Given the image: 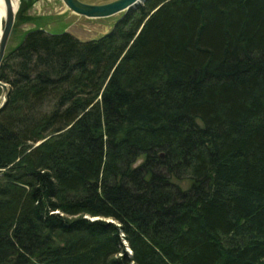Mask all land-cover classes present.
<instances>
[{
  "label": "trees",
  "instance_id": "trees-1",
  "mask_svg": "<svg viewBox=\"0 0 264 264\" xmlns=\"http://www.w3.org/2000/svg\"><path fill=\"white\" fill-rule=\"evenodd\" d=\"M0 81V264H264V0L38 27Z\"/></svg>",
  "mask_w": 264,
  "mask_h": 264
},
{
  "label": "rangeland",
  "instance_id": "rangeland-1",
  "mask_svg": "<svg viewBox=\"0 0 264 264\" xmlns=\"http://www.w3.org/2000/svg\"><path fill=\"white\" fill-rule=\"evenodd\" d=\"M84 1L92 3L93 0ZM123 14L124 12L108 18L88 19L70 12L62 0H36L31 8L20 17L13 35L9 38L5 54L6 51L9 52L19 44L25 32L38 27L51 34L67 32L81 41L98 39L107 34ZM1 102L0 98V104ZM126 250L130 251L128 247Z\"/></svg>",
  "mask_w": 264,
  "mask_h": 264
},
{
  "label": "water",
  "instance_id": "water-1",
  "mask_svg": "<svg viewBox=\"0 0 264 264\" xmlns=\"http://www.w3.org/2000/svg\"><path fill=\"white\" fill-rule=\"evenodd\" d=\"M16 1L18 2V7L14 12L12 8V0H2L5 12L0 32V66L4 58L5 50L14 27L16 13L19 8V0ZM62 2L70 12L76 15L88 19H99L108 18L118 13L126 12L130 8H133L134 6L141 3V0H93L92 3H88L82 0H62ZM0 89V98L2 99V102L0 104L1 109L6 101L9 89L8 86L1 81ZM38 144L39 143H37L36 145ZM95 220H97V218Z\"/></svg>",
  "mask_w": 264,
  "mask_h": 264
},
{
  "label": "bare ground",
  "instance_id": "bare-ground-1",
  "mask_svg": "<svg viewBox=\"0 0 264 264\" xmlns=\"http://www.w3.org/2000/svg\"><path fill=\"white\" fill-rule=\"evenodd\" d=\"M84 1V0H83ZM18 7V2L16 0H12V8L13 11L15 12L16 9ZM4 12H5V8H4V4L2 2V0H0V32H1V28H2V23L4 20ZM3 65V64H2ZM37 146V145H36ZM129 248V247H128ZM130 249V248H129ZM131 251V250H130ZM129 252V251H128ZM131 254V253H130Z\"/></svg>",
  "mask_w": 264,
  "mask_h": 264
}]
</instances>
